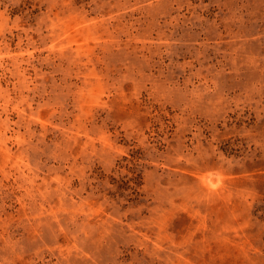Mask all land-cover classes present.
<instances>
[{
	"label": "rangeland",
	"instance_id": "obj_1",
	"mask_svg": "<svg viewBox=\"0 0 264 264\" xmlns=\"http://www.w3.org/2000/svg\"><path fill=\"white\" fill-rule=\"evenodd\" d=\"M0 264H264V0H0Z\"/></svg>",
	"mask_w": 264,
	"mask_h": 264
}]
</instances>
